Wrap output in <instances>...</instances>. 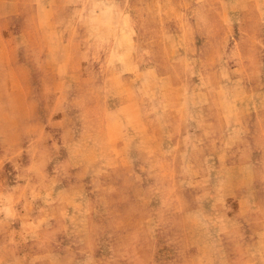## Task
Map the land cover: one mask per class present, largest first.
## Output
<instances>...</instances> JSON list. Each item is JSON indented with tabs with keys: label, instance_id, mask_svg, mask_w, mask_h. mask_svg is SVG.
<instances>
[{
	"label": "rangeland",
	"instance_id": "obj_1",
	"mask_svg": "<svg viewBox=\"0 0 264 264\" xmlns=\"http://www.w3.org/2000/svg\"><path fill=\"white\" fill-rule=\"evenodd\" d=\"M0 264H264V0H0Z\"/></svg>",
	"mask_w": 264,
	"mask_h": 264
}]
</instances>
